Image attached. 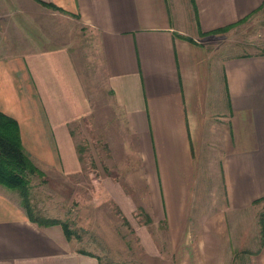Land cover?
<instances>
[{
    "label": "crops",
    "instance_id": "1",
    "mask_svg": "<svg viewBox=\"0 0 264 264\" xmlns=\"http://www.w3.org/2000/svg\"><path fill=\"white\" fill-rule=\"evenodd\" d=\"M263 4L0 0V112L18 122L43 172H83L72 125L92 114L88 88L68 48L13 41L6 27L13 34L21 18L55 11L96 32L140 179L135 195L112 178L93 182L135 227L139 264H264V50L222 55L212 41ZM140 207L159 238L140 222ZM83 251L60 226L32 222L20 192L0 184V264H102Z\"/></svg>",
    "mask_w": 264,
    "mask_h": 264
},
{
    "label": "rangeland",
    "instance_id": "2",
    "mask_svg": "<svg viewBox=\"0 0 264 264\" xmlns=\"http://www.w3.org/2000/svg\"><path fill=\"white\" fill-rule=\"evenodd\" d=\"M19 22L20 32L12 34V28L6 27V36L14 38L13 41L17 38L23 41L26 36L45 47L68 48L73 52L93 109L82 123L72 125L83 172L77 177L49 168L44 172L45 178L34 176L30 190L32 204L41 215L69 223L76 235L67 240L72 249L91 252L102 264H139L140 241L135 227L106 190L96 188L93 182L96 178H112L135 195L138 191L135 182L140 179L139 160L131 152L122 117L107 90L97 34L78 17L55 11L33 13L31 18H21ZM212 41L214 49L222 55L260 53L264 50V15L256 13L246 23L215 36ZM209 174L212 183L216 179L213 172ZM137 217L148 225L144 220L149 216L143 208L140 207ZM148 226L159 238L156 228Z\"/></svg>",
    "mask_w": 264,
    "mask_h": 264
},
{
    "label": "trees",
    "instance_id": "3",
    "mask_svg": "<svg viewBox=\"0 0 264 264\" xmlns=\"http://www.w3.org/2000/svg\"><path fill=\"white\" fill-rule=\"evenodd\" d=\"M43 5L54 10H62L54 4L43 3ZM263 10L264 4L240 23L249 20L250 17ZM234 26L236 25L217 29L208 34L224 33L231 30ZM80 159L82 160V157ZM34 176L45 178L44 172L34 164L23 147L18 122L14 118L0 112V184L20 192L24 209L32 222L37 223L40 227L60 225L65 237L70 241L76 235L68 222L41 215L33 206L30 190ZM150 222L151 220L148 218L146 223L149 224ZM83 253L92 255L85 251Z\"/></svg>",
    "mask_w": 264,
    "mask_h": 264
}]
</instances>
